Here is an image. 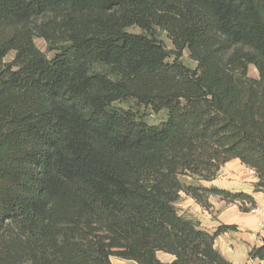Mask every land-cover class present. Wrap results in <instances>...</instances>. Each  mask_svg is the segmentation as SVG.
Segmentation results:
<instances>
[{
	"label": "trees",
	"instance_id": "obj_1",
	"mask_svg": "<svg viewBox=\"0 0 264 264\" xmlns=\"http://www.w3.org/2000/svg\"><path fill=\"white\" fill-rule=\"evenodd\" d=\"M233 160L264 194V0H0V264H231L175 205L249 213L193 184Z\"/></svg>",
	"mask_w": 264,
	"mask_h": 264
},
{
	"label": "crops",
	"instance_id": "obj_2",
	"mask_svg": "<svg viewBox=\"0 0 264 264\" xmlns=\"http://www.w3.org/2000/svg\"><path fill=\"white\" fill-rule=\"evenodd\" d=\"M230 163H233L232 165L235 164V167L239 165L244 168L237 160L228 162L225 166L227 167ZM242 174L234 172V175H232V178L235 180L234 182H220L214 179L210 182H199L198 185L204 188H216L230 193H245L253 198L256 205L261 206L264 194L254 191L256 176H249L250 184H243L241 182L242 178H240ZM235 175L237 176L235 177ZM187 205L192 207L190 217L188 218L197 222L199 229L202 231L212 233L220 226H235L234 230L222 233L214 241V249L227 261L231 264H264V261L250 260L247 256L249 250L253 247H258L261 244V240L264 239V232L259 230L257 226L258 219L255 216L250 213L240 214L236 204L226 203L224 201L217 203L211 202L209 211L199 207L192 200ZM161 254L165 257V260L157 257L161 262L169 263L173 260L172 256ZM119 263L122 264V262Z\"/></svg>",
	"mask_w": 264,
	"mask_h": 264
},
{
	"label": "rangeland",
	"instance_id": "obj_3",
	"mask_svg": "<svg viewBox=\"0 0 264 264\" xmlns=\"http://www.w3.org/2000/svg\"><path fill=\"white\" fill-rule=\"evenodd\" d=\"M127 31L130 32V33H135V34L140 33V30L138 28H133V27L129 28ZM159 38H160L161 42L164 44V46L168 50L172 48L171 47V43L168 40V38H167L165 33H160L159 34ZM33 43L35 44V46L42 53L45 54V56L48 59L52 58L53 53L49 52L47 50L46 44H45V42L42 39L34 38L33 39ZM13 55H14L13 53H10L5 58V62H7V63L11 62V60L13 58ZM181 62H182V64L184 66H186V67H188L190 69H194L196 67V64L189 59L188 53L186 51L183 52V55H182V58H181ZM248 74L252 78H256L257 77V72H256V70L253 67H249ZM115 106H117V107H119L121 109H124V110H126V109H128L130 107L126 103H118ZM132 108L137 110L138 114L141 116V120L144 121L148 125H159L161 123H164L165 120H166V113L164 111H161V112H159L157 114H154L150 110H147V109H144V108H136L135 106L132 107ZM232 164L233 163H230L229 165H227V167L224 164L222 167H220V169L218 171V174H217L215 179H217V181H220V182H230V181L234 182L235 180H234V178H232V175H234V172H238V173H243L242 176L244 178L242 176H240V178H242L241 182L243 184H245V183H249L250 184V177L256 176L255 172L253 171L254 172V174H253L250 171V169L246 168L245 166H244V168H245V170H244V168H242L241 166L236 165V167H235V164L234 165H232ZM236 176L237 175H235V177ZM222 179H224V180H222ZM183 180H184V182L186 184L192 183V181L188 180L187 178H184ZM256 182H257V179H256ZM193 184L198 185L199 182H193ZM237 193H240V192H237ZM190 200L194 201L193 199H191L189 197H185L183 194L181 195L179 201L175 205L179 215H182V216H184L186 218L190 217V212H191L190 210H192V207L187 205ZM219 201H224L226 203H229L228 201L222 200L221 197H219V196L210 195L207 198L206 207H205L204 210L209 211V209L211 207V202L212 203H217ZM194 203H195V201H194ZM233 204L237 205L238 211H239L240 214H248V213H245V212L242 211V208H247L248 205H243V204L238 203V202H234ZM199 207H201V206H199ZM251 215L256 217L255 214H251ZM157 257H159V259L165 260V257L161 253H158ZM110 260H111L112 264H121L119 262H122V264H134L133 262H129V261L124 262V261H122L120 259H117V258H111Z\"/></svg>",
	"mask_w": 264,
	"mask_h": 264
},
{
	"label": "built area",
	"instance_id": "obj_4",
	"mask_svg": "<svg viewBox=\"0 0 264 264\" xmlns=\"http://www.w3.org/2000/svg\"><path fill=\"white\" fill-rule=\"evenodd\" d=\"M253 174L254 172L250 170ZM250 214H255L257 217V226L260 231L264 232V199L262 201V205L258 206L255 204V207L252 208L250 211Z\"/></svg>",
	"mask_w": 264,
	"mask_h": 264
}]
</instances>
